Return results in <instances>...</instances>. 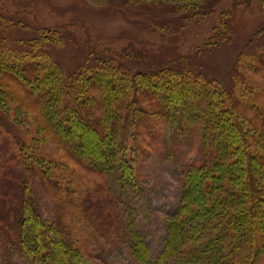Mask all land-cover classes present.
Listing matches in <instances>:
<instances>
[{
  "label": "trees",
  "instance_id": "obj_1",
  "mask_svg": "<svg viewBox=\"0 0 264 264\" xmlns=\"http://www.w3.org/2000/svg\"><path fill=\"white\" fill-rule=\"evenodd\" d=\"M51 34L19 41L22 49L0 39V83L37 110L42 129L77 164L110 176L124 191L138 172L135 141L150 148L139 138L149 122L196 138L200 157L180 173L179 201L151 264H258L264 257V110L250 106V116L237 117L235 92L200 72L192 77L185 62L181 69L167 62L157 72L136 70L124 66L123 53L91 48L83 64L61 73L48 50L61 37ZM14 154L0 164V248L27 264H81L89 248L72 233L74 223L93 227L107 211L71 177L62 183L41 161ZM34 179L55 200L52 211L44 213ZM114 222L130 256L145 263L149 248L135 222Z\"/></svg>",
  "mask_w": 264,
  "mask_h": 264
},
{
  "label": "rangeland",
  "instance_id": "obj_2",
  "mask_svg": "<svg viewBox=\"0 0 264 264\" xmlns=\"http://www.w3.org/2000/svg\"><path fill=\"white\" fill-rule=\"evenodd\" d=\"M52 32L61 39L49 42V56L61 73L83 64L91 48L109 49L117 57L123 53L124 66L136 70L157 72L167 62L181 69L185 62L192 77L200 72L235 92L240 100L237 117L250 116V106L264 110V0H0L4 47L22 49L24 41ZM147 126L139 138L149 141L150 148L135 141L140 152L135 161L137 176L134 186L125 185L122 191L110 176L71 159L42 129L37 110L14 100L0 83V164L14 151L26 153L50 168L62 183L71 177L80 193L89 192L107 211L93 227L86 220L72 221V233L89 248L81 264H151L162 248L167 215L179 201L180 173L200 156L192 135L174 134L160 121ZM34 180L44 213L52 211L55 200ZM113 220L118 225L121 220L135 222L149 248L145 263L130 256L119 228L115 222L110 224ZM0 264L27 263L20 254L0 248ZM258 264H264V257Z\"/></svg>",
  "mask_w": 264,
  "mask_h": 264
}]
</instances>
